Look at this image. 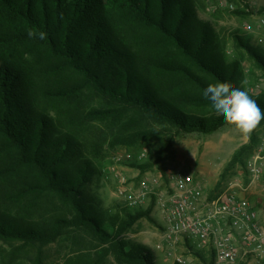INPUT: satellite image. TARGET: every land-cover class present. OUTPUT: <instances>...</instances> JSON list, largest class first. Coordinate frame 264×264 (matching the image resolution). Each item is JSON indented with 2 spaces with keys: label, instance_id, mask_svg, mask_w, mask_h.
Returning a JSON list of instances; mask_svg holds the SVG:
<instances>
[{
  "label": "trees",
  "instance_id": "obj_1",
  "mask_svg": "<svg viewBox=\"0 0 264 264\" xmlns=\"http://www.w3.org/2000/svg\"><path fill=\"white\" fill-rule=\"evenodd\" d=\"M29 28L47 38L30 39ZM233 36L264 72V52ZM242 75L194 0H0V264H48L45 248L59 239L74 246L65 264H157L129 236L140 218L154 222L152 205L105 207L95 159L167 134L153 148L160 165L175 135L226 125L203 91L244 88ZM249 94L264 109V92ZM253 147L254 134L226 169ZM185 242L214 264L212 246Z\"/></svg>",
  "mask_w": 264,
  "mask_h": 264
},
{
  "label": "rangeland",
  "instance_id": "obj_2",
  "mask_svg": "<svg viewBox=\"0 0 264 264\" xmlns=\"http://www.w3.org/2000/svg\"><path fill=\"white\" fill-rule=\"evenodd\" d=\"M199 16L211 22L217 35V45L227 60L238 59L243 71V87L257 94L264 92V72L251 59L244 48L237 46L234 32L249 40V43L264 52V41L258 37L264 31V0H194ZM251 24L252 29L246 30L245 25ZM208 111L215 112L213 108ZM254 134L252 151L243 156L245 165L238 162L227 168L233 152L242 144L249 142ZM161 138L141 140L130 145L106 146L102 157L96 158L100 175L95 177L92 187L102 199L105 207H110L117 201L119 184L118 174L128 177L133 189L142 183L152 187L144 203L129 206L131 209L146 208L152 205L151 216L154 222L145 217L140 218L129 236L155 250L157 264H204L201 258L193 253L187 242L178 239L171 248L166 241V221L158 207L156 193L168 191L166 174L171 170H181L193 174L200 182L203 194L209 197L214 193L215 186L221 174L224 173L222 190L231 183L250 185L247 196L253 201L261 219H264V125L254 130L250 136L239 134L231 126H222L219 130L204 134L199 132L180 133L175 135L171 148L161 164L155 162V144L165 141L167 134ZM142 152L145 155L142 156ZM259 153L262 158L257 161V174L252 171L254 156ZM135 164V165H133ZM137 165V166H136ZM145 166L142 170L138 166ZM157 180V181H154ZM154 182V183H152ZM218 190V191H219ZM6 245L0 241V252ZM74 246L64 239L48 245L45 248L48 264H65L67 257L73 256ZM169 250L172 254H169ZM177 257L182 259L177 261ZM103 264H116L108 258Z\"/></svg>",
  "mask_w": 264,
  "mask_h": 264
},
{
  "label": "built area",
  "instance_id": "obj_3",
  "mask_svg": "<svg viewBox=\"0 0 264 264\" xmlns=\"http://www.w3.org/2000/svg\"><path fill=\"white\" fill-rule=\"evenodd\" d=\"M245 29H252L251 24ZM258 41H264V31ZM261 158L259 153L254 156V174L259 171L256 164ZM166 177L168 191L156 193V202L166 221L165 239L171 248L178 239H189L196 248L212 246L214 264H264V221L247 196L250 185L231 183L208 197L191 173L171 170ZM118 181L117 196L129 206L144 203L152 189L145 182L133 189L122 173ZM168 253L172 254L170 250Z\"/></svg>",
  "mask_w": 264,
  "mask_h": 264
},
{
  "label": "clouds",
  "instance_id": "obj_4",
  "mask_svg": "<svg viewBox=\"0 0 264 264\" xmlns=\"http://www.w3.org/2000/svg\"><path fill=\"white\" fill-rule=\"evenodd\" d=\"M27 35L30 39L47 38L46 32L31 28L27 29ZM203 96L211 101L212 108L223 117L225 124L242 136H250L261 121H264V109L258 100L244 88L234 87L230 82L208 84Z\"/></svg>",
  "mask_w": 264,
  "mask_h": 264
}]
</instances>
